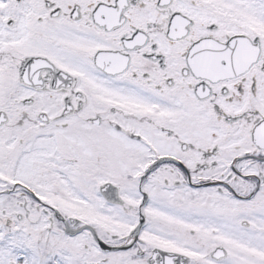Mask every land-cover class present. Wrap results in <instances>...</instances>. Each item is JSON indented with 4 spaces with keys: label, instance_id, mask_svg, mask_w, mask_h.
I'll return each mask as SVG.
<instances>
[{
    "label": "snow or ice",
    "instance_id": "snow-or-ice-1",
    "mask_svg": "<svg viewBox=\"0 0 264 264\" xmlns=\"http://www.w3.org/2000/svg\"><path fill=\"white\" fill-rule=\"evenodd\" d=\"M0 264H264V0H0Z\"/></svg>",
    "mask_w": 264,
    "mask_h": 264
}]
</instances>
